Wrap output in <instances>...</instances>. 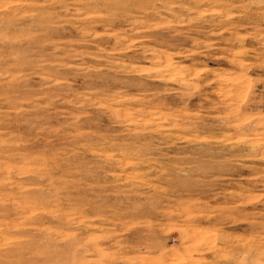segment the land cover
Masks as SVG:
<instances>
[{"label":"rangeland","instance_id":"1","mask_svg":"<svg viewBox=\"0 0 264 264\" xmlns=\"http://www.w3.org/2000/svg\"><path fill=\"white\" fill-rule=\"evenodd\" d=\"M0 264H264V0H0Z\"/></svg>","mask_w":264,"mask_h":264}]
</instances>
